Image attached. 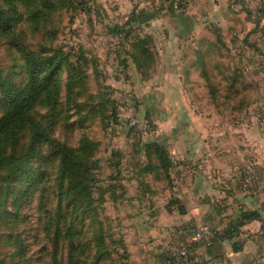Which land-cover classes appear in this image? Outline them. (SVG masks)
<instances>
[{
    "label": "crops",
    "instance_id": "obj_1",
    "mask_svg": "<svg viewBox=\"0 0 264 264\" xmlns=\"http://www.w3.org/2000/svg\"><path fill=\"white\" fill-rule=\"evenodd\" d=\"M101 1L106 17L110 1L119 20L113 24L123 25L135 11L161 12L141 31L166 32L169 40L148 42L153 65L146 79L129 58L128 77L115 74L154 119L160 114L157 138L183 165L170 185L125 184L128 198L116 214L125 219L131 263L166 264L167 252L208 227L222 239L199 245L193 264H264V0H187L177 13L162 9L160 0ZM211 94L224 95L222 102ZM210 104L230 118L203 119ZM249 164L256 174L246 185ZM245 213L253 218L227 233Z\"/></svg>",
    "mask_w": 264,
    "mask_h": 264
},
{
    "label": "trees",
    "instance_id": "obj_2",
    "mask_svg": "<svg viewBox=\"0 0 264 264\" xmlns=\"http://www.w3.org/2000/svg\"><path fill=\"white\" fill-rule=\"evenodd\" d=\"M160 1L162 9L169 13H177L178 10L174 9L176 0ZM178 3L179 11L187 9V0H178ZM54 7L52 0H0V39L9 41L5 43L10 50L13 49L20 56L26 71L25 82L22 86H17L14 83L13 73L5 74L0 67V95L7 104L6 111L0 117V185H6V188L13 184L28 185L29 189L21 192L12 204L16 212L30 189L38 184L43 186L50 184V174L56 172L54 194L56 209L52 217L53 234L50 237L52 264L63 262L64 250L67 253L64 264H80L76 252L83 235L89 236L85 241L84 250L89 251L90 264H101L110 255L107 238L114 239H111L113 241L111 244H114L113 253L117 251L116 246L119 245L125 253L123 260H127V264H132L129 263L130 255L122 233V223L125 219L117 216L114 219V232L110 233L100 219L101 212L99 213L96 206L97 201L100 206L106 202L111 203L119 212L121 206L118 207L117 204L128 198L125 184L137 181L141 186L164 182L170 185L174 182L175 175L179 173L177 169L183 165L173 161L166 146L161 145L157 139L149 140L148 138L155 137L149 135L148 138H141L142 141L135 143L133 147H128V152H116L119 158L117 162L108 163L116 170V174L113 172L114 175L108 183L100 184L96 171L99 167L96 160L100 147L98 142L83 137L79 146L73 147L52 138L50 134L57 123L54 107L60 103L61 75L67 73L66 105L71 106L73 101L70 90L86 80L85 68L90 63L83 53H66L63 49L55 48L47 42L49 38L54 40L58 31L52 28ZM99 12L103 18L99 22L103 23L104 18L107 17L103 15L101 6ZM159 13L161 12L156 10L154 14L144 10L135 11L123 25L107 24L105 29L108 35L119 39L115 52L117 54L115 60L118 63L116 74L128 77L129 58L138 69L143 70V78L148 77L147 71L153 65V57L147 46L152 39L142 37L138 33L142 24L159 17ZM31 35L39 36L36 46L34 45L35 49L28 42V37ZM211 96L215 97L214 94ZM104 101L106 104L101 105V114L106 116V120L111 125L128 128L132 136L142 134L129 128L126 123H121L119 103L112 100L111 94H105ZM108 104L111 107L106 106ZM40 106L50 110L48 109L39 120L36 118L35 109ZM76 107L82 106L76 104ZM109 114L110 116H107ZM145 119L154 125L149 114ZM26 129L29 131V136L23 139V132ZM140 157L143 160L139 159ZM38 158L41 159V163L35 170L31 167V161ZM51 168H54V171ZM149 178L151 179L148 180ZM95 192L98 194L97 199ZM251 218L252 215L243 214L227 233L235 235L245 221ZM49 230L48 227L46 232ZM212 236L211 245L221 238L213 230ZM186 241H189L188 253L191 261L194 262L193 252L199 245L204 244L192 241V236ZM24 249L21 244L17 255L19 259L24 258ZM165 256L166 264H175L174 250L167 252Z\"/></svg>",
    "mask_w": 264,
    "mask_h": 264
},
{
    "label": "rangeland",
    "instance_id": "obj_3",
    "mask_svg": "<svg viewBox=\"0 0 264 264\" xmlns=\"http://www.w3.org/2000/svg\"><path fill=\"white\" fill-rule=\"evenodd\" d=\"M98 2L99 0H52V3L55 4L52 21L54 25L52 28L58 31L55 39L49 38L47 42L55 48L63 49L66 53H83L90 60V63L85 68L87 74L86 80L82 84L72 87L70 90L71 101H73L71 106L66 105L67 73L64 72L61 75L60 103L54 107L57 123L54 125L50 135L52 138L73 147H78L83 137H88L90 140L98 142L100 147L96 160L99 167L96 171L101 184L102 182L108 183L114 173L116 174V170L108 164L109 162L111 164L117 162L119 158L116 152H128V147H133L135 143H139L143 138H148L143 134L132 136L128 128L124 129L111 125L106 120V116L101 114V105L106 104L104 103V95L111 94L112 100L119 103L118 112L121 123L125 124L128 119L129 113L124 110V107L127 98L131 97L137 101V111L131 113L132 116L145 119V116L149 114L154 125L151 124L155 129H158L155 119L158 120L160 114L157 112L158 114H156L154 119L153 114L145 108L143 109V105L139 104L140 100L137 95L131 94V89L129 90L130 92L126 90L121 78L115 75L118 66L115 60L117 57L115 52L118 48L119 39L108 35L105 27L107 24H111L112 21L119 20L116 17L112 19L114 10H112L109 1L106 7L109 9L110 15L107 16L108 19L104 18L103 23L99 22L103 18L99 12L101 5ZM150 33L155 34L153 35L154 40L151 42H162V39L165 40L163 42H169L168 39L164 38L167 36V33L164 32L163 36L159 33V30L150 32L149 30H140L138 34L142 37H149ZM207 35L210 36L211 32L207 33ZM38 37V35L28 37V42H30V45L34 49L36 48L35 44L38 42ZM216 37L218 42H224L223 38L225 40V35L222 32L217 34ZM191 41L195 42L196 39ZM5 42L9 41L4 38L0 39V67L4 70L5 74L13 73L14 83L17 86H22L26 80V71L24 70L23 63L20 60V56L13 49L10 50ZM216 96L219 98V102H222L224 95ZM249 96L251 100L255 97V95ZM203 97L202 99L199 97L201 99L199 100L200 102H203ZM76 104H80L82 107L77 108ZM106 106L111 107L109 104ZM208 106L200 112L203 119L207 117L211 118V114L221 120L230 118L228 112H224L222 109L213 110L211 104L210 107ZM6 107L7 104L0 95V117L6 111ZM48 109L45 106L37 107L35 109L36 118L40 120L41 116L46 114ZM107 116H110V114ZM157 133L155 137L148 139H157L163 145L159 138H157ZM28 136L29 131L26 129L23 132V139ZM209 138L211 146V136ZM40 163V158L32 160L31 167L37 170ZM51 169L54 171V168ZM50 175V184L48 183L46 186L38 184L31 188L28 196L20 202L16 212L12 204L21 192L29 189L28 185L13 184L9 188H6V185H0L2 188L0 195V264H52L50 237L53 234L51 230L53 224L52 217L56 209L54 194L56 192L55 182L57 174L53 172ZM94 195L97 199V192ZM96 206L99 213L101 212L100 219L104 226L110 233L114 232V219L117 218V208H114L113 204L107 202L100 206L98 201ZM48 227L50 230L46 232ZM87 238L89 236L83 235L79 240L80 244L76 256L79 258L80 264L91 263L89 251L84 250ZM111 239L107 238L110 247L108 254L110 255L101 264H127V260H123L124 250H121L119 245L116 246L117 251L113 253L114 244H111V242L114 239ZM21 244L25 248L24 258L19 259L17 255L19 254ZM66 255L67 253L64 250V260L61 264L66 263Z\"/></svg>",
    "mask_w": 264,
    "mask_h": 264
},
{
    "label": "built area",
    "instance_id": "obj_4",
    "mask_svg": "<svg viewBox=\"0 0 264 264\" xmlns=\"http://www.w3.org/2000/svg\"><path fill=\"white\" fill-rule=\"evenodd\" d=\"M174 9L179 11L178 0L174 2ZM136 99L131 97L127 98L125 102L124 110L129 113L128 119L125 122L126 125L133 129L135 132L142 133L144 136L156 135L157 130L153 125L145 119L132 116L131 113L136 112ZM256 174L255 167L249 164L244 169L243 179L246 185L251 184ZM185 174L182 176L184 177ZM213 240L212 231L208 227H202L195 232L192 236V241L204 244L205 246H211ZM189 241L183 242L174 250L175 252V264H193L188 253Z\"/></svg>",
    "mask_w": 264,
    "mask_h": 264
}]
</instances>
